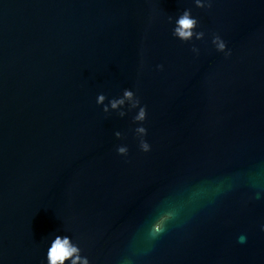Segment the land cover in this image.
<instances>
[{"label": "water", "instance_id": "1", "mask_svg": "<svg viewBox=\"0 0 264 264\" xmlns=\"http://www.w3.org/2000/svg\"><path fill=\"white\" fill-rule=\"evenodd\" d=\"M186 8L199 56L171 35ZM125 88L149 153L96 104ZM261 224L264 0H0V264H46L55 235L91 264H264Z\"/></svg>", "mask_w": 264, "mask_h": 264}, {"label": "clouds", "instance_id": "2", "mask_svg": "<svg viewBox=\"0 0 264 264\" xmlns=\"http://www.w3.org/2000/svg\"><path fill=\"white\" fill-rule=\"evenodd\" d=\"M214 0H195V7L199 9H211ZM168 23L172 25L171 35L175 40L185 44H192L191 51L197 56L200 55V49L195 46L194 41L203 40L206 32L201 28V22L198 16L193 14L192 8H186L174 17L168 19ZM212 44L215 50L223 53L226 58L232 56V50L229 48L228 42L221 34L212 33ZM158 70L164 71V65H157ZM108 101L105 104V101ZM96 104L103 105V112L107 115L116 113L120 118L127 117L130 112H135L132 121L137 125L134 131L136 139L139 142V149L144 153L152 151V144L148 141L149 129L146 126L149 118V110L146 104L138 96L137 91L132 88H125L121 95L112 97L111 99L105 93L97 95ZM118 140L124 139V134L120 131L115 132ZM116 152L120 156L127 157L129 155V147L126 144H120L116 147ZM257 199H259L257 197ZM171 219V214L163 217L152 228L151 235L155 239L159 234L166 231L167 221ZM264 231V224L260 225ZM246 237L241 235L238 238L239 243L245 242ZM46 264H91L89 258L82 254V249L78 243H74L70 235H55L45 239Z\"/></svg>", "mask_w": 264, "mask_h": 264}]
</instances>
